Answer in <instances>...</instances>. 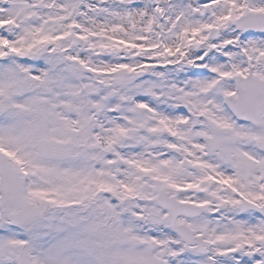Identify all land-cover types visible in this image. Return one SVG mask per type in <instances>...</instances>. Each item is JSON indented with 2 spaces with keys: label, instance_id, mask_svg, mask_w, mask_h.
Listing matches in <instances>:
<instances>
[{
  "label": "snow or ice",
  "instance_id": "6c2138e0",
  "mask_svg": "<svg viewBox=\"0 0 264 264\" xmlns=\"http://www.w3.org/2000/svg\"><path fill=\"white\" fill-rule=\"evenodd\" d=\"M0 264H264V0H0Z\"/></svg>",
  "mask_w": 264,
  "mask_h": 264
}]
</instances>
